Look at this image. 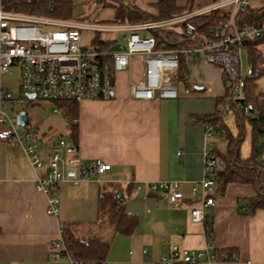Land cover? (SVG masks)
Here are the masks:
<instances>
[{
    "label": "crops",
    "instance_id": "crops-1",
    "mask_svg": "<svg viewBox=\"0 0 264 264\" xmlns=\"http://www.w3.org/2000/svg\"><path fill=\"white\" fill-rule=\"evenodd\" d=\"M155 1L132 2L154 11L151 3ZM219 1L225 0H194L193 10ZM253 1L257 2L248 0L250 5ZM177 4L185 7L188 0H177ZM263 4L264 0L251 6ZM78 15L85 17L80 11ZM155 32L142 31L144 35ZM92 38L93 34L86 32L84 42ZM259 48L264 54V42ZM186 62L185 79L180 78L181 83H177V98L139 100L130 96L129 85L143 78L145 62L142 56H134L129 68L114 74L113 95L79 102L77 143L69 135L67 118L62 112H55L57 104L51 102L53 113L61 114L68 141L78 145L82 159L100 158L111 164L110 170L86 181L62 180L57 216L47 213V195L37 190L36 173L22 146L9 145L0 139V264H73L67 258H56L50 250L51 242L60 237L61 224L79 238L107 241L105 264H157L162 256L172 258L175 246L203 255L197 264H264V208L248 211V198L256 195L251 184L231 182L222 193L215 185L212 188L215 204L209 208L205 220L190 219V191L204 175V147L225 153L228 131L233 132L226 124L227 130L213 128L207 138V123L196 119L198 114L214 111L217 98L226 93L223 70L213 64L189 61L187 57ZM27 105L33 109L31 113L25 109L28 124L36 126L41 133L36 142L37 151L47 168V150L57 136L50 129L57 119L40 114L34 101ZM215 132L222 137L226 135V139L215 141ZM225 141L223 151L217 144L223 142L225 146ZM40 142L43 151L39 150ZM251 149L252 145L247 157ZM161 181H178L184 198L173 203L164 200L162 190L152 187ZM111 195L119 200L123 196L125 212L138 220L131 235L115 231L107 201ZM242 202L247 204L241 206ZM208 224L213 228L211 240ZM228 248L237 251L236 259L211 260L205 256L206 251L215 253L217 249ZM180 261L176 260L177 264Z\"/></svg>",
    "mask_w": 264,
    "mask_h": 264
},
{
    "label": "built area",
    "instance_id": "built-area-1",
    "mask_svg": "<svg viewBox=\"0 0 264 264\" xmlns=\"http://www.w3.org/2000/svg\"><path fill=\"white\" fill-rule=\"evenodd\" d=\"M97 4L95 1L94 5ZM248 4V0H225L155 21L107 22L97 21L95 14L85 18H60L8 10L3 8L0 0V139L9 145L22 146L36 173L37 190L47 195L48 214H59L58 191L62 180L74 183L86 181L110 170L111 164L100 158L84 161L78 154V145L61 135L52 140V147L47 150L49 165L46 168L36 145L41 138L40 130L30 124L19 125L11 110L25 100L31 105L35 98L51 102L108 98L113 89L114 74L129 68L136 55L143 57L145 69L141 80L130 82L129 94L134 99L177 98L179 93L175 80L182 54L189 61L220 67L233 84V98H242L245 77L241 67V51L244 42L264 35V20L255 26H237L233 15L238 8ZM230 5L233 6L231 19L211 26V36L195 45L167 47L164 46L166 36L159 44L155 35L142 33L143 30L157 32L170 29L183 22L186 23L184 29L190 32L195 30V25L190 21L192 17ZM86 32L93 34L88 43L84 42ZM107 34L113 36L107 37ZM103 40L111 41L108 48L100 43ZM117 43L124 44L125 49L111 51L110 48ZM14 65L21 69L22 98H14L10 88L3 84L2 76ZM31 93L35 97L30 98L28 94ZM223 106L227 108L228 105ZM54 111L61 113L62 109L56 106ZM245 111L248 113V108ZM70 123L67 120L66 126L69 127ZM73 123H78V119H74ZM212 131L213 126L207 124V138ZM203 154V178L192 185L190 191L192 222L205 220L209 208L215 204L212 194V188L216 185L215 174L226 168L224 157L214 153L207 145ZM152 187L160 188L161 197L166 201L173 203L184 198L178 181H161ZM63 230L64 225L61 224L60 237L51 242L50 250L58 259L67 258L73 264H86L77 260L67 249ZM171 255L172 258L162 256L157 264H177L176 260L184 264H197L200 260V253L189 248L175 246ZM205 256L211 260L216 258L214 252L206 251Z\"/></svg>",
    "mask_w": 264,
    "mask_h": 264
},
{
    "label": "trees",
    "instance_id": "trees-1",
    "mask_svg": "<svg viewBox=\"0 0 264 264\" xmlns=\"http://www.w3.org/2000/svg\"><path fill=\"white\" fill-rule=\"evenodd\" d=\"M193 1L188 0V5L182 7L177 4V0H156L151 3L154 11H149L132 1L96 0L98 5L102 7L107 3L114 5L115 13L113 18L108 20L109 22H142L170 18L184 11L193 10ZM1 2L3 8L8 10L60 18H75L79 16L74 15L76 7L74 0H1ZM232 9L233 6L230 5L192 17L190 21L195 25V30L193 31L187 32L184 29L186 23L183 22L180 25L173 26L174 28L161 29L155 32L154 35L159 44L166 36L164 46L167 47L180 48L195 45L196 42L211 36V26L219 25L231 19ZM233 17L240 28L258 25L264 20V4L258 7H252L250 4L240 7L235 11ZM178 28L183 31L177 30ZM263 42L264 35L244 42L243 49L247 50L249 71L245 77L243 97L239 99L233 98V84L223 71L226 93L224 96L217 98V107L214 111L198 114L196 118L199 121L211 124L216 130H227L228 127L224 121L222 105L227 103V108H232L235 111L239 134L234 136L228 131L227 151L225 153L214 151V153L223 156L226 161V168L215 174L216 185L218 186V192L222 193L231 182L251 184L256 189V195L248 198L249 204L246 207L250 212L264 208V162L261 158L264 153V92L259 88V79L264 76V54L259 48V45ZM100 43L106 48L110 46L109 42L105 40ZM186 72V57L182 54L177 78L185 79ZM55 104L61 107L62 114L71 122L68 127L69 135L76 142L78 140V123H73V120L79 119V102L66 100L55 102ZM246 108H248V113L245 111ZM246 120L251 125L252 149L250 155L243 158L240 154V143L243 140L242 130ZM107 201L109 203L110 220L114 225L115 231L131 235L138 225V220L127 215L124 202L120 201L115 195H111ZM246 204L247 202H242L241 206ZM212 229V226L208 224V237L210 240L213 236ZM63 237L67 241V249L77 260H82L86 264H105L109 250L107 241L96 237L79 238L66 225H64ZM215 254L216 258L229 261L236 259L237 251L233 248L217 249ZM178 264L184 263L179 262Z\"/></svg>",
    "mask_w": 264,
    "mask_h": 264
},
{
    "label": "rangeland",
    "instance_id": "rangeland-1",
    "mask_svg": "<svg viewBox=\"0 0 264 264\" xmlns=\"http://www.w3.org/2000/svg\"><path fill=\"white\" fill-rule=\"evenodd\" d=\"M74 1L76 3L74 15H78L79 11L81 12V15L85 17L91 16V14H95L97 21H107L104 19L112 18L114 15L113 14V8H114L113 4L107 3L104 7H102L101 5H98V4L94 5V2L96 0H74ZM125 1H129V0H125ZM132 1H135L136 3H141V4H144V3L147 4L148 2V0H132ZM261 2L262 0H257V2L253 1L251 5H254L255 3L258 4ZM106 36L111 37L113 35L107 34ZM241 65H242L243 76L246 77L249 71L248 54H247L246 49H242L241 51ZM20 78H21V69L19 66H16V65L10 67V70L2 76L3 84L6 87L10 88L14 98H22L23 96V93L20 89ZM175 81L178 84L181 83L180 79H177ZM259 88L261 91L264 92V76L259 79ZM27 101L28 100H25L23 104L16 105L14 109L11 110V115L14 117V119H16L17 113L23 109H28L29 113L32 112L33 109H31V107L30 108L28 107ZM34 103H36L35 107L37 108V111L40 114L46 115L48 117H55L57 119L56 122H54L53 128L50 129L51 134L53 133L52 131H54L55 134L57 133V136H55L54 139H56V137L57 138L60 137L61 135H63L64 137H67L66 135L67 133L65 132L64 121L61 117V114L53 113L52 111V108H53L52 103L56 106L55 102L51 103V101H46V100L35 98ZM222 108L224 112L225 124L229 126L233 134H238L239 128L236 123L235 111L232 108H225L224 106ZM19 128H22V126H19ZM60 132L62 134H60ZM223 136L224 137H222V135H218L215 132V141L218 140L219 138H223L225 140L226 135H223ZM242 136H243V140L240 143V154H241V157L244 158V157H247V155L250 152L251 141H252L251 125L247 120L245 121V126H244V129L242 130ZM42 143L43 142H40V144H38L40 151H43L45 149L42 147ZM217 146L221 147L222 150L225 151L226 141H225V146L223 145V142L219 143V145L217 144ZM261 158L264 159V153L262 154Z\"/></svg>",
    "mask_w": 264,
    "mask_h": 264
},
{
    "label": "water",
    "instance_id": "water-1",
    "mask_svg": "<svg viewBox=\"0 0 264 264\" xmlns=\"http://www.w3.org/2000/svg\"><path fill=\"white\" fill-rule=\"evenodd\" d=\"M119 49H125V45H124V44H121V43H117V44L113 45V46L110 48L111 51H113V50H119ZM110 93H111V95H113V89H111ZM28 96H29L30 98L35 97V95L32 94V93H31V94H28ZM16 119H17V123H18L19 125H27L28 122H29V121H28V113H27V111H26L25 109L21 110V111L17 114V118H16ZM118 195H121V193L119 192ZM120 200H121V201H124V197L121 196ZM203 257H204V256L201 255V256H200V259H202Z\"/></svg>",
    "mask_w": 264,
    "mask_h": 264
}]
</instances>
